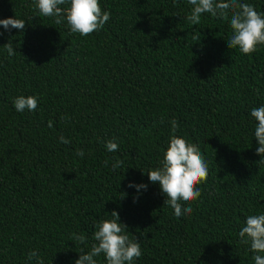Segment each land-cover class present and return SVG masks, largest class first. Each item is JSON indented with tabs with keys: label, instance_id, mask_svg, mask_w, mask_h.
Here are the masks:
<instances>
[{
	"label": "trees",
	"instance_id": "16d2710c",
	"mask_svg": "<svg viewBox=\"0 0 264 264\" xmlns=\"http://www.w3.org/2000/svg\"><path fill=\"white\" fill-rule=\"evenodd\" d=\"M99 2L111 17L83 37L33 0H0V20L26 23L0 25V264H36L33 250L44 264H75L113 211L141 245L135 264H254L239 231L264 214L251 117L264 105V45L250 55L230 48V21L204 14L192 25L187 0ZM241 2L264 13V0ZM9 40L14 56L3 48ZM21 95L38 97L34 112L14 108ZM172 120L209 170L199 200L181 202L191 215L179 218L147 175L161 166ZM113 138L119 149L109 152ZM117 158L123 165L113 170Z\"/></svg>",
	"mask_w": 264,
	"mask_h": 264
},
{
	"label": "clouds",
	"instance_id": "9594fccd",
	"mask_svg": "<svg viewBox=\"0 0 264 264\" xmlns=\"http://www.w3.org/2000/svg\"><path fill=\"white\" fill-rule=\"evenodd\" d=\"M191 6L186 16L187 22L198 25L204 14H210L212 18L230 21L232 35L227 40L232 49H239L240 53L250 55L257 51L258 46L264 45V13L258 12L255 6L243 3L241 0H187ZM35 7L44 17L55 18L56 24L67 22L72 33H78L87 37L98 32L111 17L110 11H103L99 0H33ZM68 7H61L62 5ZM0 25L9 32L12 29L23 31L26 23L17 18L0 20ZM3 33L0 32V36ZM9 56L16 52L11 40L3 46ZM14 108L18 112L24 110L35 111L38 107V97L18 96L13 101ZM251 117L258 121L255 127L254 136L259 146L256 154L262 159L258 162L264 164V105L251 109ZM62 120L67 117L62 116ZM173 135L170 137L167 150L163 153L161 166L149 170V180L158 183L162 193L166 196L165 205L174 210L177 218L184 214L191 215V207H182V203L190 204L199 200L202 195L198 187L206 182L209 170L204 155L195 143H189L184 138L175 135L179 124L176 120L171 122ZM52 122L49 121V127ZM60 142L69 144L71 141L60 137ZM106 149L109 152L118 151L119 145L115 139L106 142ZM76 155L83 158L84 151L76 150ZM105 161V166H107ZM123 161L119 158L112 164V169L122 167ZM129 188L135 187L137 192L146 191L148 185L129 183ZM123 194V193H122ZM125 194H123L124 197ZM137 196V200H138ZM111 219H102L96 222L93 234L94 243L90 251L84 252L81 249L80 257L75 264H97L96 257L101 254L106 258V264H135V261L142 256V248L137 239H131L128 235V226L120 221L119 213L111 212ZM240 243L250 244L254 264H264V214L249 215L245 225L239 231ZM73 239L80 244L87 243L84 234H73ZM28 260H35L36 264H44L37 251H30Z\"/></svg>",
	"mask_w": 264,
	"mask_h": 264
}]
</instances>
